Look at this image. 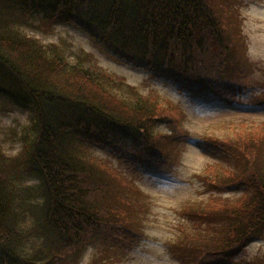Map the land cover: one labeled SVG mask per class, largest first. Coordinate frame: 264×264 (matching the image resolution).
Masks as SVG:
<instances>
[{
    "label": "trees",
    "instance_id": "1",
    "mask_svg": "<svg viewBox=\"0 0 264 264\" xmlns=\"http://www.w3.org/2000/svg\"><path fill=\"white\" fill-rule=\"evenodd\" d=\"M233 5L218 0H0V93L31 112L20 151L10 155L0 148V264H78L77 255L92 236L127 240L129 207L148 206L149 196L91 148H103L134 176L147 163L148 152L163 157L160 143L168 146L189 135L182 106L156 90L143 93L94 62L85 64L82 55L72 61L57 45L21 31L20 19L37 17L47 30L56 21L71 23L97 45L111 48L120 63L166 76L180 92L203 102L233 106L243 103L248 88L232 79L230 57L239 38L233 32L237 16L230 17L237 13ZM249 103L263 106L264 91ZM160 124L172 132L158 131ZM227 125L228 136L194 138L205 154L232 164L207 163L196 178L213 193L179 204L190 222L184 232L190 242L173 241L180 264H229L264 233V121ZM126 188L138 197L131 198ZM234 188L242 192L228 194ZM202 227L218 234L198 241L194 235ZM91 264L111 262L95 258Z\"/></svg>",
    "mask_w": 264,
    "mask_h": 264
},
{
    "label": "rangeland",
    "instance_id": "2",
    "mask_svg": "<svg viewBox=\"0 0 264 264\" xmlns=\"http://www.w3.org/2000/svg\"><path fill=\"white\" fill-rule=\"evenodd\" d=\"M218 1L233 3V9L237 12L230 16H237L233 32L239 34L230 59L235 62L231 66L234 70L232 79L248 85L242 95L241 105L203 102L187 92H180L166 76L133 64L120 63L111 48L97 45L86 31L71 23L56 21L52 30H47L37 17H31L27 21L22 17L18 22L21 31L45 43L57 45L72 61H78L82 55L85 57V64L94 62L106 71L125 78L143 93L156 90L182 106L187 113L183 127L189 133L188 137L176 138L168 146L160 143V147L164 149L163 157L159 158L155 152H148L147 163L134 176L103 148H91L94 155L107 159L130 177L149 196V201L146 207L136 204L129 207L132 214L129 221L125 219L126 226L130 227L124 233L127 240L92 236L78 253V264H91L95 258L110 261L111 264H180L174 242L178 237L190 242L184 233L190 227V222L177 208L186 199H204L213 193L196 178V173L204 169L207 163L219 160L205 154L194 144V140L212 134L228 136L231 128L227 124L231 121H264V105L252 106L249 103L252 97L258 94L261 96L264 91V0ZM85 53H89L91 57L85 56ZM30 115L29 108L0 93V148L7 154L15 155L20 151L25 128L30 124ZM157 130L168 134L172 132L171 126L167 124L158 125ZM219 161L232 164L221 159ZM35 181L29 179L27 182ZM125 192L133 199L138 197L131 189L126 188ZM241 192V189L234 188L228 194L236 196ZM180 226L184 227V231L180 230ZM189 232L194 233L192 227ZM216 234L217 229L202 227L194 236L196 240L205 242ZM27 235L34 236V231L28 230ZM30 241L31 239L27 241V247L32 249ZM190 258L191 256H185L184 260L187 262ZM230 260L229 264H264V233L242 247Z\"/></svg>",
    "mask_w": 264,
    "mask_h": 264
}]
</instances>
